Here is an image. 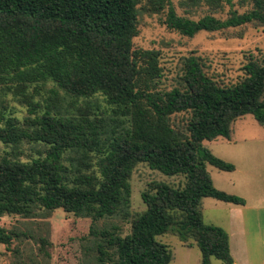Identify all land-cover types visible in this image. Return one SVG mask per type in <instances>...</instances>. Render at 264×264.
<instances>
[{
    "label": "trees",
    "instance_id": "1",
    "mask_svg": "<svg viewBox=\"0 0 264 264\" xmlns=\"http://www.w3.org/2000/svg\"><path fill=\"white\" fill-rule=\"evenodd\" d=\"M198 1L216 12L230 4H192ZM251 1L249 11H230L224 20L180 17L171 0H148L147 10L167 7L166 28L192 38L264 26V0ZM139 3L0 0V95L10 94L28 114L20 121L0 110V143L11 147L0 158V218L61 209L89 219L96 264H170L173 254L158 240L167 234L196 245L201 264L211 258L236 264L229 235L203 224L200 206L204 198L238 206L245 200L214 187L207 166L226 173L235 166L203 143L229 140L236 120L247 115L264 128V60L248 57L242 76L224 86L191 55L167 89L159 51L133 47ZM23 143L37 155L21 160ZM139 164L185 181L178 188L150 183L141 194L146 209L132 216L130 180ZM115 220L129 223L130 232L122 235ZM19 236L0 227L7 248ZM49 244L40 239L42 251Z\"/></svg>",
    "mask_w": 264,
    "mask_h": 264
},
{
    "label": "rangeland",
    "instance_id": "2",
    "mask_svg": "<svg viewBox=\"0 0 264 264\" xmlns=\"http://www.w3.org/2000/svg\"><path fill=\"white\" fill-rule=\"evenodd\" d=\"M171 3L178 16L194 21L207 15L224 20L230 11L241 14L249 11L253 5L251 0H230V4L226 2L223 9L216 12L204 1L192 4V0H171ZM148 7V0H140L135 20L137 35L132 43L136 49L159 51L164 75L162 85L167 89L176 85L177 77L182 74L183 59L191 55L200 57L205 73L224 86L234 84L242 76L241 68L248 57L264 60L263 25L250 24L215 33L200 32L189 38L166 28L167 7L159 13L147 10ZM51 87L48 84L45 90ZM3 107L6 117L11 115L23 121L28 116L27 108L10 94L0 95V110ZM203 145L216 157L235 166L233 173H225L208 165L207 171L214 187L227 194H246L250 206H254L259 201L255 197L264 196V128L247 115L236 120L229 140L217 138ZM19 150L23 152L20 158L23 161L37 155L35 147L26 143ZM8 152H11V147L0 143V158ZM184 181L183 176L169 177L149 169L146 164L137 165L130 180L132 216L146 209L141 194L150 183L161 182L178 188L184 185ZM225 205L224 202L204 198L200 213L203 224L220 227L229 235L234 216ZM260 206L259 210L246 212L248 241L254 242L251 250L258 258V238L255 237L264 233V203ZM114 223L120 225L122 235L130 232L129 223L117 220ZM0 227L20 235L8 248L0 244V264H96L93 250L97 242L89 238V219L76 218L58 209L50 213L41 211L33 218L6 215L0 218ZM236 237L237 234L232 233L231 239ZM40 239L50 243L44 251L40 248ZM158 240L171 250L173 260L170 264H201V253L196 245L186 247L172 234ZM210 263L223 264L214 258L210 259Z\"/></svg>",
    "mask_w": 264,
    "mask_h": 264
},
{
    "label": "crops",
    "instance_id": "3",
    "mask_svg": "<svg viewBox=\"0 0 264 264\" xmlns=\"http://www.w3.org/2000/svg\"><path fill=\"white\" fill-rule=\"evenodd\" d=\"M226 173V172H225ZM233 173V172H230ZM227 192V191H226ZM233 195H239L245 200V205L238 206L234 204L225 203L228 210L233 213L234 221L233 226L231 228L229 234V245H230V253L236 264H264V233L258 234L255 238H258V244H256L258 248V253L260 257L254 256L255 252L251 250V245L254 244L253 241L251 243L248 241L247 235V218L246 212L259 210L260 205L264 203V196L258 195L255 197L256 200H259L254 206H250L246 194H239L237 192H228ZM232 233L237 234V237L233 240L231 239ZM263 254V257H262Z\"/></svg>",
    "mask_w": 264,
    "mask_h": 264
}]
</instances>
